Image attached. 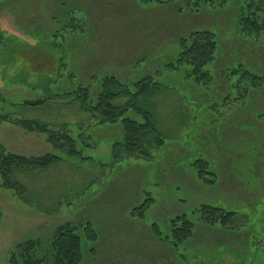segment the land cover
Segmentation results:
<instances>
[{
	"label": "rangeland",
	"instance_id": "obj_1",
	"mask_svg": "<svg viewBox=\"0 0 264 264\" xmlns=\"http://www.w3.org/2000/svg\"><path fill=\"white\" fill-rule=\"evenodd\" d=\"M199 1V12L184 14V2L174 0H0V114L39 97L50 78L62 75L69 86L72 71L74 82L86 84L93 75L115 74L130 84L151 76L162 85L138 104L155 114L166 139L150 154L116 155L119 123L99 124L72 105L15 110L68 122L83 140L90 134L78 143L81 157H70L45 134L0 121V144L9 151L62 158L49 170L15 175L25 193L0 189V264H10L17 243L49 242L57 226L79 222L98 232L94 246L83 241L82 264H264V34L241 30L244 0ZM196 29L213 30L219 45L207 66L211 79L198 87L185 79V68L168 67L179 37ZM199 159L208 167L195 165ZM147 197L151 208L132 214ZM204 204L236 212L234 227L201 222L196 211ZM182 214L196 223L193 238L176 246L153 236L154 223L166 232Z\"/></svg>",
	"mask_w": 264,
	"mask_h": 264
},
{
	"label": "trees",
	"instance_id": "obj_2",
	"mask_svg": "<svg viewBox=\"0 0 264 264\" xmlns=\"http://www.w3.org/2000/svg\"><path fill=\"white\" fill-rule=\"evenodd\" d=\"M143 4H165L171 0H138ZM183 6H179V13H197L201 9L199 0H174ZM246 5L242 7L239 25L242 31L251 36L264 34V0H244ZM0 25V33H1ZM1 35V34H0ZM217 34L211 29H196L182 35L178 39L180 52L175 62L169 63L172 70L185 68V79H189L193 86H199L202 82L211 79V73L207 66L217 59L218 41ZM1 40V37H0ZM88 84L79 80L75 72L68 75L69 82L65 87V78L62 75L50 78L42 82L43 94L37 98H26L18 103H10L11 112L0 114V121L8 122L22 129L38 134H45L47 141L56 149L64 151L70 157H81L78 147L79 141L85 143L90 139V134L75 135L72 124L64 121L47 122L39 119L18 116V109H45L54 103L58 109L62 107L78 106L82 111L90 112L93 119L99 124H120L122 128V140L114 144L113 152L126 153L129 156L140 153L150 154V148L161 147L166 142L162 135L155 114L138 104L140 97L149 95L162 84L153 77L146 76L132 84L125 82L115 74H107L104 77L93 75ZM260 79V78H258ZM133 88V89H132ZM123 96L128 99L120 101ZM1 98V97H0ZM4 100V99H2ZM4 110V109H3ZM133 111V112H132ZM133 113L135 116H131ZM139 117V119H137ZM79 124V123H78ZM82 125V124H81ZM88 137V138H87ZM86 138V140H85ZM118 151V152H117ZM62 161L59 155L46 153L38 156H25L16 154L0 144V189H14L25 193L27 186L19 181H14L15 175H31L32 173L46 171L58 165ZM208 162L199 159L197 163ZM210 174L207 182H216L214 173L201 171L199 176ZM153 198H146L141 205L133 210H138L140 215L151 208ZM200 215V221L209 226L219 227L223 230H231L234 227L236 212L226 211L220 207L204 204L196 211ZM3 212L0 208V221ZM153 236L162 242L179 245L193 238L196 233V223L187 214L176 215L168 223V230L161 231L158 224L151 227ZM82 231L84 234L82 235ZM87 240L93 246L98 241V232L91 222H79L77 224L66 223L57 226L49 242L42 238H29L17 243L9 255L10 264H82L84 261V243ZM91 251L95 253L92 247Z\"/></svg>",
	"mask_w": 264,
	"mask_h": 264
}]
</instances>
